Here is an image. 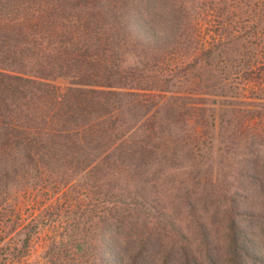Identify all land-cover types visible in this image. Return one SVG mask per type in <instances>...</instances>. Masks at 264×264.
Returning <instances> with one entry per match:
<instances>
[{"label": "trees", "instance_id": "1", "mask_svg": "<svg viewBox=\"0 0 264 264\" xmlns=\"http://www.w3.org/2000/svg\"><path fill=\"white\" fill-rule=\"evenodd\" d=\"M89 1L68 3L76 7L72 20L61 12L67 11L63 3L34 0L25 3L24 9L18 3L7 7L0 4V233L10 237L0 247V254L10 257L2 264H195L187 236L176 225L174 211H168L166 203L156 196L158 185L147 187L150 169L154 172L159 166L155 158L163 143L159 137L162 123L155 124L158 126L152 131L155 139L150 148L148 139L142 137L140 145L126 146L125 131L114 127L120 105L118 101L111 105L108 98L122 95L121 90L111 92L114 87L98 83L100 76L101 81H113L140 75L139 69L153 72L155 51L164 50L170 43L182 45L178 37L180 28L186 25L187 9L183 11L175 0ZM16 7V15H22L7 17ZM97 25H102V32H94ZM107 33L113 40L109 41L104 35ZM115 45L124 53L122 61L112 58L111 47ZM129 58H135L134 66L128 67L134 73L124 74L123 65ZM58 77L73 79L75 86L60 90L51 84ZM82 77L87 78L86 83L81 82ZM159 90L161 97L165 90ZM165 105V100L159 104ZM254 139L261 143L258 151L237 162V173L230 176L233 180L227 186L220 181L216 186L203 184L195 188L200 209H216L218 201L226 199L234 211L235 198L263 191L260 173L264 157L258 155L264 154V139ZM111 151L113 155L117 152L119 165L128 168L129 178L115 173L112 163L117 160L107 163ZM166 152H160L161 158L172 156L169 150L168 155ZM158 172L155 170L157 180ZM42 175L58 176L57 180H48V186L52 183V187L67 188L72 187L68 186L71 180L87 177L85 182L95 201L83 206L76 198H69L73 196L71 190L52 201L54 212L46 217L67 215L70 223L48 221L46 243L37 261L32 257L36 253L30 251L31 240L35 237V220L44 212L25 222L6 200L10 195L11 203L19 196L27 199L34 186L42 183ZM197 177L193 173L187 178L189 183L182 185L179 196L173 195L177 201L170 202L171 207L193 212L195 197L189 191L194 183L197 185ZM149 194L151 199L147 201ZM70 214L75 215L69 218ZM234 215L227 233V264H239L242 251L249 247ZM194 217V213L188 216L186 228L198 225ZM199 225L196 230L200 242L195 253L204 260L201 264H217L211 255L218 254L220 244L212 243L205 227ZM16 241H20L17 247Z\"/></svg>", "mask_w": 264, "mask_h": 264}, {"label": "rangeland", "instance_id": "2", "mask_svg": "<svg viewBox=\"0 0 264 264\" xmlns=\"http://www.w3.org/2000/svg\"><path fill=\"white\" fill-rule=\"evenodd\" d=\"M36 1L63 3L65 5L63 9L67 11L61 12L71 20L76 17V7L73 5L72 8L69 4L85 2V0ZM35 2L34 0H0V4L4 7L18 3L23 8L25 3ZM101 2L125 3L126 0H90L88 3ZM175 2L182 5L183 11L188 10H186L188 15L184 17L186 25L179 30L178 40H182V45L170 43L164 50L155 51L153 58L156 65L153 72L143 73L139 69L140 75H131L129 79L113 81H101L100 76L98 83L114 87L104 91L121 90L122 95H109L108 98L111 105L117 101L120 105L117 116H114L116 120L114 127L115 130L125 131L126 146L140 145L138 140L142 137L144 140L148 139L150 148L155 139L152 131L158 126L155 124L162 123L163 133H160L159 137L163 143L160 149L156 147L158 150L155 158L156 163H159L157 164L159 168L155 170L156 173L159 171L160 179L157 180L155 170L153 172L150 169L151 181H148L147 187L152 184L158 185L154 189L156 196L166 203L168 211H174L177 217L176 225L179 231L187 236L186 241L193 252L195 264L204 261L202 257H198L197 252L195 253L200 242L196 230L199 229L200 223L205 227V234L210 235V241L220 244L218 254L211 256L217 264H227V254L230 256V251L226 249V245L229 244L227 233L233 213L241 236L243 235L249 243V247L242 251L244 256L238 263L264 264V167H261L262 173H260L263 191L257 195L249 193L235 198L234 211L230 207L231 201L226 199L225 202L224 199H220L218 201L220 205H217L216 209L210 208L206 211L200 209V200L196 199L195 194L198 185L216 186L221 181L222 185L227 186L233 180L230 176L237 173V162L258 151V145L261 143L254 138L264 139V0H178V3L175 0ZM16 14H18L17 7L7 17L17 18L22 15ZM101 26L97 25L94 32H102ZM109 34L111 33L104 35L109 37ZM110 40L113 39L109 37ZM111 49L113 60L119 58L122 61L124 53L121 48L115 45ZM105 58L108 59V56ZM123 66L126 72L124 74L134 73L132 69H128L129 66ZM152 76L153 78L149 79ZM158 79L166 81L162 83ZM86 81L87 78H81L82 83ZM51 84L62 91L75 86L73 79L69 77H58ZM159 89L165 90L161 97ZM163 100L166 102L165 107L159 106ZM150 105L153 106L149 108ZM189 108L194 110L190 111ZM144 110L146 115L142 114ZM168 150L172 156L167 159L161 158L163 155L160 152L164 154L167 151L166 155H168ZM116 154L117 152H114L113 155L111 151L107 163L117 160L115 164L112 163L115 173L129 178L128 168L119 165ZM262 154L258 156L264 157ZM193 173L198 176L197 185L194 183L193 190L189 191V194L195 197L192 204L193 212L185 207L177 209L171 207L169 203L177 201L173 195L179 196L182 185L189 183L187 178ZM48 177V175L41 176L42 183L34 186V191L27 196V199L19 196L11 203L10 195L6 200L9 202V207L10 205L14 207L13 210H16L25 222L41 210L44 212L35 220V237L31 240L30 251L36 253L32 257L37 261H40L38 254L43 251L41 247L46 243L44 239L48 235V221L59 219L64 224L70 223L67 215H60L59 218L48 217L54 212L55 206L51 204L52 201L57 197L61 198L66 192L73 194L69 198H76L83 206L88 204V201H95L92 190L85 182L87 177L71 180L68 184V186L72 185L71 188L52 187V183L50 187L47 181L57 180L58 176ZM240 179L248 183L245 177L240 176ZM141 180L143 181V177ZM149 199L151 195L147 197V201ZM193 213L195 224L198 223L199 227L190 224L186 228L185 221H188V216ZM73 215L75 214H70L69 218ZM79 226L81 228L82 224ZM7 236L6 233H0V237H3L0 238V247L10 238ZM37 236L38 238L35 239ZM15 245L19 246L20 241H16ZM9 258L6 253L0 254V264L5 263ZM200 259L201 261L198 262ZM178 263V261L173 262V264Z\"/></svg>", "mask_w": 264, "mask_h": 264}, {"label": "clouds", "instance_id": "3", "mask_svg": "<svg viewBox=\"0 0 264 264\" xmlns=\"http://www.w3.org/2000/svg\"><path fill=\"white\" fill-rule=\"evenodd\" d=\"M135 63V58H129V60L126 61V66H134Z\"/></svg>", "mask_w": 264, "mask_h": 264}]
</instances>
